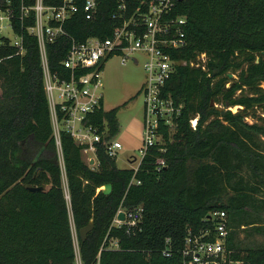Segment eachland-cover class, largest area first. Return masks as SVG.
<instances>
[{
    "label": "trees",
    "instance_id": "obj_1",
    "mask_svg": "<svg viewBox=\"0 0 264 264\" xmlns=\"http://www.w3.org/2000/svg\"><path fill=\"white\" fill-rule=\"evenodd\" d=\"M143 2L125 0L126 15L146 11ZM22 3L34 0H12L15 14ZM116 12L117 0H99L92 20L79 8L62 26L66 35L46 42L50 73L67 78L61 62L71 38H109L122 23ZM173 15L185 18V44L170 52L177 64L163 95L182 107L172 128L160 124L159 140L136 171L118 168L106 151L119 131L120 107L83 121L100 136L94 165L65 131L56 144L36 37L13 21L25 53L0 46V264H74L72 224L81 264H179L189 235L208 233L214 241L210 217L218 211L229 230L219 264H264V243L256 241L264 237V0H185ZM235 72L239 83L224 90ZM137 207L136 226H113L119 208ZM89 220L93 228L81 242L78 230Z\"/></svg>",
    "mask_w": 264,
    "mask_h": 264
},
{
    "label": "built area",
    "instance_id": "obj_2",
    "mask_svg": "<svg viewBox=\"0 0 264 264\" xmlns=\"http://www.w3.org/2000/svg\"><path fill=\"white\" fill-rule=\"evenodd\" d=\"M185 0H144L146 11H134L126 15L125 0H117V12L113 18L122 20L109 38L100 40L88 37L82 42L71 38L70 45L61 65L68 70V77L51 74L48 69L45 45L60 35H66L62 26L81 8L85 20H92L99 0H60L55 6L45 5L43 0H34L30 6L20 4L19 13H14L12 0H0V46L6 44L12 47L15 55L25 53L23 37L15 31L13 21L20 22L21 28L36 37L43 85L48 102L50 121L56 144L59 145L60 132L70 135L75 144L83 146L82 152L95 155V145L100 136L93 126L83 124L84 119L103 107L101 92V73L105 61L113 56H120L121 63L131 59L138 63L133 54L144 58L142 67L146 78L141 87L145 108L144 145L140 150V159L133 158L138 164L146 150L159 140L160 124L169 128L174 126L175 119L180 114L181 105L163 95V88L174 73L177 62L170 52L178 50L185 44L183 28L185 18L173 15L177 3ZM79 5L81 7H79ZM32 23L25 28L24 21ZM6 32L9 34L6 35ZM132 57V58H130ZM201 58H204L202 55ZM178 64L185 65L184 61ZM192 65V64H191ZM196 119L191 121L192 127ZM120 143L112 141L106 151L110 157H115ZM142 207L124 211L119 208L113 226H136L142 217ZM119 212L124 213V220L117 219ZM214 241H207L204 233L200 236L189 235L184 243L179 264H219L226 262V239L228 227L223 212H214ZM169 257L168 251L164 252ZM239 264V263H235Z\"/></svg>",
    "mask_w": 264,
    "mask_h": 264
},
{
    "label": "rangeland",
    "instance_id": "obj_3",
    "mask_svg": "<svg viewBox=\"0 0 264 264\" xmlns=\"http://www.w3.org/2000/svg\"><path fill=\"white\" fill-rule=\"evenodd\" d=\"M132 56L137 59V64L131 59L122 64L120 56H113L107 59L103 65L100 78L104 109L120 107L117 113L119 131L112 140L121 145L115 156L116 166L120 169L135 167L138 162L134 161L133 158L140 159V150L144 145L145 108L141 92L142 84L146 78V73L142 67L144 58L139 54H133ZM228 86L229 84L226 85V87ZM262 88L264 89V83ZM124 103L126 105L121 107ZM231 110L236 112L238 108L234 107ZM82 159L89 165L90 160L93 159L95 164V155L82 152ZM58 162L62 170L63 164L60 152ZM62 188L67 198L64 174H62ZM71 232L75 249L74 264H81L77 246V232L73 224L71 225ZM256 241L264 243V237L257 236Z\"/></svg>",
    "mask_w": 264,
    "mask_h": 264
},
{
    "label": "water",
    "instance_id": "obj_4",
    "mask_svg": "<svg viewBox=\"0 0 264 264\" xmlns=\"http://www.w3.org/2000/svg\"><path fill=\"white\" fill-rule=\"evenodd\" d=\"M262 59L264 61V56H263ZM227 76H228V78H231L232 77L231 74H228ZM210 106L211 107L214 106L213 101L210 102ZM215 108L218 111H221L222 110V108L221 107H218V106H215ZM92 164H94V160L93 159L90 160V165H92ZM28 190L30 192H34V191H41L42 188L41 187H39V188H28ZM101 190H102V193L104 195H108L111 192V185L110 184H106V185H104L102 187ZM117 219L120 220V221H123L124 220V213L123 212H119V214L117 216ZM92 228H93V220H89V222L85 226H83L82 228H80L78 230V236H79V239H80L81 242H83L85 240L87 234L92 230Z\"/></svg>",
    "mask_w": 264,
    "mask_h": 264
},
{
    "label": "flooded vegetation",
    "instance_id": "obj_5",
    "mask_svg": "<svg viewBox=\"0 0 264 264\" xmlns=\"http://www.w3.org/2000/svg\"><path fill=\"white\" fill-rule=\"evenodd\" d=\"M232 77L231 78H228L227 80H225L223 82V85H224V90H229L230 88H232L236 83H239V80H240V76H239V72H235L234 74H231ZM229 84L228 87H226V85ZM263 84V83H262ZM262 84H261V87H262Z\"/></svg>",
    "mask_w": 264,
    "mask_h": 264
}]
</instances>
